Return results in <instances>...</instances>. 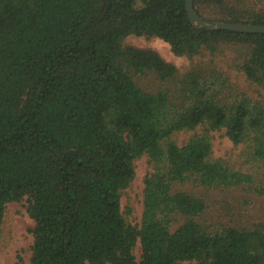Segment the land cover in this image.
I'll return each mask as SVG.
<instances>
[{
  "label": "trees",
  "instance_id": "obj_1",
  "mask_svg": "<svg viewBox=\"0 0 264 264\" xmlns=\"http://www.w3.org/2000/svg\"><path fill=\"white\" fill-rule=\"evenodd\" d=\"M194 3L264 23V0ZM132 34L208 57L181 71ZM215 131L244 146L239 165L215 156ZM144 155L138 224L121 200ZM201 190L264 196V33L196 26L186 0H0V239L25 201L30 264H264V218L210 216Z\"/></svg>",
  "mask_w": 264,
  "mask_h": 264
},
{
  "label": "rangeland",
  "instance_id": "obj_2",
  "mask_svg": "<svg viewBox=\"0 0 264 264\" xmlns=\"http://www.w3.org/2000/svg\"><path fill=\"white\" fill-rule=\"evenodd\" d=\"M255 2H262L263 0H248ZM206 17V16H205ZM209 18V17H208ZM126 43H132L142 47H153L158 50L161 55L168 61L175 63L181 71L187 70L194 61L207 58L208 56H198L191 60L186 55H175L168 42L159 37L147 38L139 35H129L125 39ZM223 67H227L226 61L221 60ZM233 81L239 83L243 88L252 92L254 85L246 79L243 73L230 69ZM191 132H181L178 134L180 143L184 142ZM214 154L215 156L224 157L238 165L241 163V153L243 145H235L233 141L225 134V131L214 132ZM150 169L148 157L146 155L140 157L136 161V176L132 184L126 189L122 200V209L125 210L127 206L132 207V213L128 215L129 219L134 223H140L143 212V191H144V177L146 171ZM186 185L185 187H190ZM204 194L208 193L206 190H201ZM224 191L209 192L210 216L221 217L226 219V215L238 214L244 217H252L253 219L264 218V196L252 195L250 196L251 204H244L242 199L237 197L243 195V191H231L223 193ZM245 194V193H244ZM234 198L235 201H234ZM229 203V204H224ZM225 217V218H224ZM34 219L29 215L26 202L12 201L8 203V208L4 217L3 232L0 239V264H16L18 254H22L27 264H30L32 254L31 246L33 243V234L31 227L34 225ZM137 258L140 259L141 245L138 243L135 248ZM189 262H186V264Z\"/></svg>",
  "mask_w": 264,
  "mask_h": 264
},
{
  "label": "water",
  "instance_id": "obj_3",
  "mask_svg": "<svg viewBox=\"0 0 264 264\" xmlns=\"http://www.w3.org/2000/svg\"><path fill=\"white\" fill-rule=\"evenodd\" d=\"M186 9L191 21L196 26L210 29H229L243 32L264 33V23H247L223 19H212L199 14L195 8L194 0H186Z\"/></svg>",
  "mask_w": 264,
  "mask_h": 264
}]
</instances>
